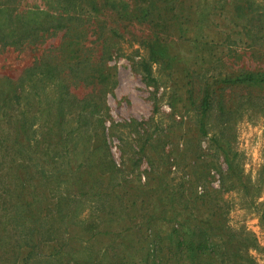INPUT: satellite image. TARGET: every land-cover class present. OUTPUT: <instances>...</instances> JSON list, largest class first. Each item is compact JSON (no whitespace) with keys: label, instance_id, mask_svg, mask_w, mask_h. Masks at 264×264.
I'll list each match as a JSON object with an SVG mask.
<instances>
[{"label":"rangeland","instance_id":"374dc122","mask_svg":"<svg viewBox=\"0 0 264 264\" xmlns=\"http://www.w3.org/2000/svg\"><path fill=\"white\" fill-rule=\"evenodd\" d=\"M112 1L115 15L102 11L101 16L106 19L101 24L103 36L111 37L105 40L109 47L101 62L90 32L80 41L64 39L58 30L34 43L0 42V90L22 86L17 80L23 69L44 54L55 62L78 61L82 46L92 47L89 55L102 71L100 84L93 87L102 93L95 110L85 117L93 120L94 131H72L74 121L85 115L76 113L78 108L65 109L62 122L71 149L64 155L66 161L59 153L47 163L41 151L47 127L39 125L47 118L51 122L45 103L54 97L52 84L43 82L39 103L19 87L6 89L0 98V154L6 153L11 135L7 121L24 104L31 127L20 128L19 140L29 145L35 162L64 178L76 167L80 178L103 185L101 201L93 200L90 192L71 201L69 209L80 224L67 229L65 243L74 250L67 256L58 241L43 242L35 236L28 256V248L20 247L12 257L14 230L19 227L6 223L15 209L6 210L0 217V264L79 261L86 245L77 238L91 236L96 240L93 248L109 247L105 261L113 264H202L201 260L211 264L210 257L214 264H264V82L243 79L264 76V0ZM15 6L46 8L44 0H18ZM205 89L211 108L200 121L196 107ZM91 90V85L69 87L76 98ZM18 120L17 128L22 118ZM50 135L56 152H63L57 130ZM84 157L103 161L106 166L96 164L104 173L98 175L94 166H78ZM18 173L22 176L21 170ZM65 182L72 186V178ZM28 188L22 182L19 201L30 202ZM108 191H114L118 200L106 201ZM39 209L31 210V215ZM23 224L28 234L38 230L31 221ZM175 224L176 233L171 230ZM197 227L212 235L208 255L177 258L173 249L165 259L170 255L163 248L154 259L150 250L154 234L159 244H167L170 236L182 235L180 228L190 232Z\"/></svg>","mask_w":264,"mask_h":264},{"label":"trees","instance_id":"16d2710c","mask_svg":"<svg viewBox=\"0 0 264 264\" xmlns=\"http://www.w3.org/2000/svg\"><path fill=\"white\" fill-rule=\"evenodd\" d=\"M17 1L18 0H3L0 2V42L3 44L15 45L17 43H34L42 39L44 35H50L58 30L62 31L64 39L80 41L88 39V33L90 32V35H95L93 38L95 44L99 45L97 62H101L103 56L107 53L109 45L106 44L105 40L110 36H103L104 33L101 31V24L105 22L106 19L101 16H103L102 11H104L105 14L109 13L111 16L115 15V12H113L114 2L112 0H44V5L46 6L44 10H20L15 6ZM149 1L153 0H137V3H147ZM48 8H50V10ZM13 38L15 40H13ZM82 47L83 51L81 56L83 58L80 56L78 61L62 58L55 62L50 60L47 54H44L30 66L23 69L21 76L17 80L18 84H22V86H5V88L0 90V98L2 99L5 97L4 93H6V91L11 92L14 91L16 87H19L22 92L24 91L31 94L32 99L35 98V102L39 103L41 100L39 97L40 93L43 92L45 87L43 82L45 81L52 84L51 87L55 93L54 97L45 103V109H47L46 115L50 118L51 122L47 118L46 121L39 125L42 127L46 124L47 127V140L42 143L41 147V151H44L45 157L47 158L45 160L47 163L54 162V159H56L55 156H58L59 153H62L61 161H66L64 160L66 159L64 155L71 149L70 146L68 147L67 142L68 130L62 122L65 109L78 108L79 110L76 111V113L83 112L85 115L84 119L74 121L75 126L72 128V131L81 129L90 132L94 131L93 120H88L85 117L95 110L96 100L100 98L99 95L102 93L100 88H93L100 84L102 71L96 62H92V57L89 55L92 51V47H87L85 45ZM146 73H148L147 70ZM243 79L264 82V76L262 75L258 77L246 75ZM27 80V86H23L24 82ZM41 81L42 83H38ZM225 81L229 82V80ZM79 84L84 86L91 85L92 90L85 95L86 97L76 98L69 91L70 86ZM204 86H207L206 82ZM87 108L88 110L86 111ZM210 108L211 102L209 101L208 91L206 89L202 90L196 107L200 116V121L205 117V114ZM21 109L13 115V118L7 121L9 123L8 126L11 128V135L6 141L8 144L5 147L6 153L0 154V169L5 170H0V217L2 216L3 219V213L6 210L13 211L15 209L13 215L7 218L6 223L14 224L15 228L19 227V229L14 230L16 238L13 241L14 250L12 257L16 256L17 248L20 247L28 248L25 254V256H28L30 254L29 247L32 246L31 238L35 236L38 237L39 241L43 242L58 241L67 256V251L71 250L74 252V250L68 248L65 243L66 235L68 234L67 229L70 225L80 224V222L75 220L76 213L69 209L71 201L89 192L93 195V200L101 201L103 185L101 182L95 184L89 183L87 177L83 179L80 178L78 173L76 174V167L75 170H70L71 175L67 174L64 178L65 175H62L60 172L45 168L44 163H36V160H34L30 154L31 149L29 145L27 143L23 144L19 140L20 128L24 131L25 128L31 127L29 118L25 119L24 117V113L27 111L24 104ZM53 109L54 113L56 112L54 119ZM16 118H22L19 128L14 125L15 122L19 121ZM12 120L14 121L12 122ZM202 126L203 124L200 122L199 127L202 128ZM53 130H57L56 140L62 141L61 148H63V152L57 153L55 144L49 141V136H51L50 133ZM1 137L4 138L3 136ZM75 143L76 141L73 142V144ZM96 162L106 166V164L102 163L103 161L99 160L98 162L97 159L94 160L92 158L91 160L89 157H84L78 166L81 164L88 168L94 166L97 169V174L100 175L104 173V168H98ZM6 163H11L12 165L10 164V166H7ZM18 169L22 171V176L18 173ZM106 169L109 168L107 167ZM109 173H111V171ZM3 175L4 177H2ZM71 178L72 186L70 187L65 181H69ZM22 182L26 183L29 187L28 190H26V194L28 198H30L29 203L17 199L19 197L18 192L22 186ZM111 182V174H108L106 186H110ZM64 183L65 186L63 188ZM101 186L102 189L99 190ZM176 190H178V187L174 189V192H176ZM105 196L106 201L113 199L115 202L119 198L114 191L109 193L105 192ZM30 204H34L31 206V209H29ZM35 209L39 210L31 215V210ZM25 221H31L32 224L36 225L38 228V230L35 231L36 233L31 232L28 234V232L25 231L26 228L23 227ZM62 225L64 226L63 229H61ZM171 230L176 233L177 225L175 224ZM180 230L182 235L177 233L174 237L170 236L167 238V241L169 240L167 244H159L158 235H153V242L150 250L153 253L152 256L154 259H156V252L159 250L161 251L163 248H166L167 254L170 255L169 257L166 256L165 259L171 257V250L173 249L175 250L174 253L178 256L177 258L184 255L188 257L193 256L194 258L199 257L200 254L208 255L207 252L210 251L213 242L212 235L209 236L207 233L199 231L198 227L190 232L184 231L183 228H180ZM63 237H65V239ZM92 237L93 236L90 237V240L77 238V242L86 245V251L80 257L79 261L67 259V264L71 261L74 264L76 262L79 264L114 263L110 260L105 261L109 256V254H107L109 247L106 245L102 250H100L101 248H93L91 244H96V240ZM109 242L111 241L109 240ZM156 243H158L159 246H157ZM100 251L103 252L100 253ZM56 253L54 256L57 255ZM100 254L103 255L104 259L101 258ZM210 258L211 264H214L213 257ZM201 263L209 264V262L204 260H201Z\"/></svg>","mask_w":264,"mask_h":264}]
</instances>
